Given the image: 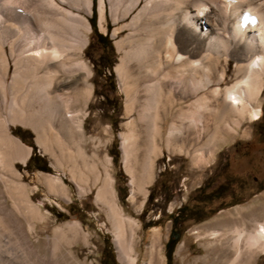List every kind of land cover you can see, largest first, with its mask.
<instances>
[{"label": "rangeland", "instance_id": "1", "mask_svg": "<svg viewBox=\"0 0 264 264\" xmlns=\"http://www.w3.org/2000/svg\"><path fill=\"white\" fill-rule=\"evenodd\" d=\"M173 1L178 0H95V31L107 37L98 42L88 20L93 0H0V198L12 210L8 222L0 218V264H108L105 255L117 264L127 259L166 264L165 242L176 213L179 240L169 264H193L205 253L207 239L196 236V228L235 207L264 212V78L256 101L242 115L224 103L223 91L209 93L237 79L230 47L218 59L202 51L210 56L203 57L207 69L182 75L209 81L189 98L208 92L209 109L180 117L158 109L149 176L141 170L146 136L138 103L144 97L139 82L144 69L142 56L134 52L153 13L165 12ZM178 3L181 8L187 0ZM170 34L180 50L197 38L183 26L172 27ZM54 48L60 57L51 55ZM126 92H135L129 112ZM171 122L174 139L166 143ZM120 133L131 135L127 156ZM15 137L30 147L24 163L17 158ZM34 151L48 171L33 167L43 165L39 159L26 168ZM43 176L60 180L62 187L50 188ZM14 190L32 205L20 204L22 215L9 196ZM108 204L117 206L125 219L124 237L132 240L125 258L116 246ZM249 264H264V251Z\"/></svg>", "mask_w": 264, "mask_h": 264}, {"label": "bare ground", "instance_id": "2", "mask_svg": "<svg viewBox=\"0 0 264 264\" xmlns=\"http://www.w3.org/2000/svg\"><path fill=\"white\" fill-rule=\"evenodd\" d=\"M178 1H173L175 4L170 9L167 8L165 12L153 13V21L147 25V35L144 36L143 43L134 52L142 56L139 67L144 69V73L139 78L144 97L142 103H138L140 105L138 115L139 121L144 125L146 136L140 166L142 172L147 176H149L150 157L155 154L152 133L156 132L155 120L158 118V109L162 111L163 115H167L173 110L178 117L188 114L192 116L204 109H209L205 103L208 100V92H202L193 100L189 99L192 93H196L200 88H205L209 81L200 83L193 79H184L182 76L185 72L207 69L208 63L204 59L209 54L205 56L201 53L202 51L213 53L214 59H218L230 47V56L237 63V79L232 84L225 86L223 90L216 85L209 93L214 96L223 91L224 103L239 115L247 111L250 101H256L264 78V0H187L183 7L180 6L181 8L175 7L176 4H180ZM89 5L88 3L87 7ZM243 12L244 14L240 17ZM102 17L100 6L98 21L100 28L102 27ZM248 23L250 27H248ZM174 26L188 28L189 32L195 33L197 38L185 43L180 50L171 38L170 31ZM242 28L244 29L242 30ZM152 41H155L154 47H151ZM192 43L195 44L191 45ZM152 54H155L156 58L149 57ZM51 55L61 56L57 54L55 48ZM122 69V63L115 67V70L119 72ZM172 73H175L176 76H173ZM223 80L224 78L220 76L217 81L220 84ZM126 96V111L129 112L135 101V92L132 95L126 92ZM63 104L67 105V99L63 100ZM257 112L253 110L251 115L256 116ZM67 116L74 119L75 114L70 112ZM200 122L197 120V124ZM173 129L174 123L171 122L166 134V143L174 139ZM120 138L123 154L127 156L131 135L120 133ZM15 139L17 138L15 137ZM13 141L15 140L13 139ZM18 142L15 152L17 158L24 163L30 154V147L23 145L19 139H17ZM43 177L47 179L50 188L54 186V183L61 187L63 185L56 178ZM98 191L102 195L104 186L100 187ZM9 196L18 214L20 213V204L32 206L16 190ZM108 208L111 212L110 216L113 218L112 226L115 232L116 246L120 251V256L125 258L131 250L129 243L132 241L124 237L125 219L115 204H108ZM11 212L12 210L7 208L5 200L0 198V218L8 222V215H11ZM76 228L78 229L75 225ZM18 229L27 240L26 232L23 231L21 224L18 225ZM196 236H206L207 239H203L202 243L205 253L195 258L194 262L200 264H249L258 250L264 251V212L261 213L259 207H235L232 212L196 228ZM26 243L29 248H32L28 240ZM127 264H132V260L127 259Z\"/></svg>", "mask_w": 264, "mask_h": 264}, {"label": "trees", "instance_id": "3", "mask_svg": "<svg viewBox=\"0 0 264 264\" xmlns=\"http://www.w3.org/2000/svg\"><path fill=\"white\" fill-rule=\"evenodd\" d=\"M89 20V23L92 27V29L95 31V28H96V7H95V0H93L92 2V13H91V16L88 18ZM96 33V36L98 38H101L103 40H105L107 37L106 35H102V33H99L97 31H95ZM28 144L35 150V146L32 142H28ZM111 156H112V160L114 162L117 161V158H118V152L116 150L112 151L111 152ZM37 159L39 160H42L43 162V165H38L37 163L33 164V167L36 168V169H41V170H45V171H48L49 168L45 165L44 161H43V158L42 157H39V155H36L35 154V151L33 152V154L29 157L27 163H26V168H29V166L32 165V163L34 161H36ZM151 196V194H149V197ZM121 200L124 199V196L123 194H121ZM181 221L179 218H178V214L176 213L175 215H172V226L170 228V232H169V236H168V239L167 241L165 242V256H166V264H169V261H170V258H171V252H172V249L174 247V245L176 244V242L179 240V235L178 233H176V225L177 223ZM105 259L107 258V260H109V263L108 264H117L114 260V257L112 255H105L104 257ZM103 264H106V263H103Z\"/></svg>", "mask_w": 264, "mask_h": 264}, {"label": "flooded vegetation", "instance_id": "4", "mask_svg": "<svg viewBox=\"0 0 264 264\" xmlns=\"http://www.w3.org/2000/svg\"><path fill=\"white\" fill-rule=\"evenodd\" d=\"M96 40H97L98 42H99V41H100V42H101V41H102V42H104V40H103V39H101V38H98L97 36H96Z\"/></svg>", "mask_w": 264, "mask_h": 264}]
</instances>
